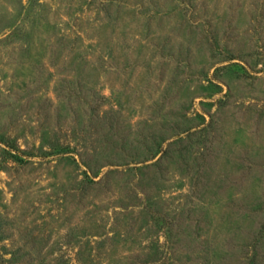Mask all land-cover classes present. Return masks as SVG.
I'll return each mask as SVG.
<instances>
[{"label":"rangeland","instance_id":"374dc122","mask_svg":"<svg viewBox=\"0 0 264 264\" xmlns=\"http://www.w3.org/2000/svg\"><path fill=\"white\" fill-rule=\"evenodd\" d=\"M0 264H264V0H0Z\"/></svg>","mask_w":264,"mask_h":264}]
</instances>
